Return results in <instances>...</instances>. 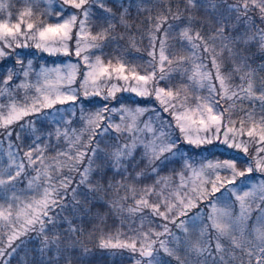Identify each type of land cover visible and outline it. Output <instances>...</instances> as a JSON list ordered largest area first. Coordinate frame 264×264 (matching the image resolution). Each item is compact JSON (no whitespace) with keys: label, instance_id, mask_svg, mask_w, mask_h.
<instances>
[{"label":"snow or ice","instance_id":"1","mask_svg":"<svg viewBox=\"0 0 264 264\" xmlns=\"http://www.w3.org/2000/svg\"><path fill=\"white\" fill-rule=\"evenodd\" d=\"M0 264H264V0H0Z\"/></svg>","mask_w":264,"mask_h":264}]
</instances>
